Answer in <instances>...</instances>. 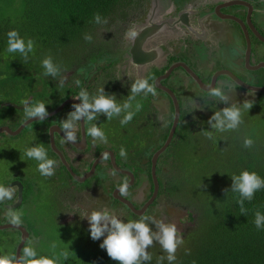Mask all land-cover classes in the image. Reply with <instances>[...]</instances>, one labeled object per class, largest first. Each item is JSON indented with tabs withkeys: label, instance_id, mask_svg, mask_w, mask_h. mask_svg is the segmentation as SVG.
<instances>
[{
	"label": "flooded vegetation",
	"instance_id": "flooded-vegetation-1",
	"mask_svg": "<svg viewBox=\"0 0 264 264\" xmlns=\"http://www.w3.org/2000/svg\"><path fill=\"white\" fill-rule=\"evenodd\" d=\"M146 2L136 0L131 5L134 11L116 18L110 38L96 44H91L92 38L66 45L52 59L60 76L43 75L44 69L38 71L41 63L35 64L33 57L29 72H15L14 86L0 87V185L14 190L11 200L0 203V225L12 224L6 217L9 209L19 213L27 208L32 188L47 201L48 220L68 228L65 233L73 244L102 243L103 238L91 239L84 218L93 210L108 209L124 222L148 216L174 223L183 239L195 228V204L187 198L193 194L190 177L204 166L201 159V165L197 162L196 152L205 153L207 160L221 137L230 134V130L211 129L208 119L233 103L242 107L245 100L254 104L249 111L242 109L243 121L248 114L255 117L264 111V0H157L164 33L144 44L141 54L127 32L145 25L140 19L147 14ZM127 16L137 17L138 22L128 21ZM61 76L65 78L62 87ZM138 78L148 79L156 95L136 97L131 110L135 111L137 102L141 109L129 123H120L123 112L110 120L101 114L94 121L78 122L77 140L65 141L61 121L73 104L80 103L74 97L81 89L92 96L103 87L122 105ZM220 82L234 86L228 93L229 105L208 96V89ZM25 100L43 102L47 118H26ZM92 124L103 131L106 143L87 134ZM189 139L206 143L199 148L194 145L196 150L183 159L179 148ZM32 146H42L48 158L57 162L52 177L42 176L38 162L24 155ZM121 148L125 157L120 155ZM125 182L127 192L121 195L119 189ZM19 185L22 200L18 206ZM20 219L17 226L28 233L23 247L29 246L32 223L24 214ZM149 226L156 231L154 224L149 222ZM2 231L17 232V247L20 232Z\"/></svg>",
	"mask_w": 264,
	"mask_h": 264
},
{
	"label": "trees",
	"instance_id": "trees-1",
	"mask_svg": "<svg viewBox=\"0 0 264 264\" xmlns=\"http://www.w3.org/2000/svg\"><path fill=\"white\" fill-rule=\"evenodd\" d=\"M136 0H0V87L14 86L15 72L20 69L29 72L35 57L36 63L59 53L74 40H85V35L93 36L94 30L103 23H113L116 18L122 19L126 10ZM99 14L101 23L94 21ZM103 21H107L106 23ZM9 30H16L20 37L34 41V51L29 53L25 62L20 53H8L7 35ZM87 41V40H86ZM22 67V68H20ZM38 71H43L41 67ZM200 161V160H199ZM214 183L217 200L198 203L196 210L200 214L196 226L188 237L186 246L176 250L173 264H264V228L257 229L254 224L255 212L264 214V189L257 191L253 199L244 201L247 209L241 214L238 193L230 191L231 176L242 170L256 172L264 179V140H260V152L249 150L234 159ZM225 190H229L225 193ZM200 206L201 209L199 208ZM61 226H52L49 236L42 238L34 248L37 257H47L56 264H118L108 257L100 244L82 242L73 244ZM55 233V237L51 235ZM16 235V236H14ZM33 240H38L40 233L33 230ZM8 239H7V238ZM87 239V238H86ZM85 239V240H86ZM18 242L17 232L0 231V256L15 255ZM40 242V241H39ZM41 244V246H40ZM83 247V248H82ZM155 253L150 262L158 264L159 257L166 253ZM68 254L64 259L63 253ZM162 264H169L165 259Z\"/></svg>",
	"mask_w": 264,
	"mask_h": 264
},
{
	"label": "clouds",
	"instance_id": "clouds-1",
	"mask_svg": "<svg viewBox=\"0 0 264 264\" xmlns=\"http://www.w3.org/2000/svg\"><path fill=\"white\" fill-rule=\"evenodd\" d=\"M94 21L101 23V17L97 13L94 15ZM107 22V21H103ZM7 49L8 53H20L25 62L28 60L29 53L34 51V41L32 39L21 38L16 30H9L7 33ZM137 32L130 30L127 32L129 38H135ZM85 40L91 41L90 35H85ZM44 69L43 75L56 78L60 76V68L53 63L51 56L45 57L41 61ZM64 77L61 76L60 86H63ZM79 86V81L75 82ZM234 91V86L227 82H220L215 87L208 89V96L217 100L220 104L229 105L230 97L228 93ZM130 95L127 100L121 105L116 102L115 95H108L104 92L103 87L98 89L96 95L90 96L87 90L81 89L74 99L80 103L73 104L72 111L67 113V118L61 121V131L64 134L66 142H75L77 140L78 122L81 120L94 121L101 114L107 119H112L114 116H120L123 112L125 115L120 123L125 125L129 123L135 112L140 111L141 104H135V111H132L133 101L141 93L144 96L149 94L155 96V87L149 83L146 78L136 79L130 86ZM24 112L26 118H39L43 121L47 118L48 112L43 102L30 103L25 100ZM254 104V100H245L241 106L233 103L216 111L208 119L207 123L211 129L217 132H226L229 130H237L241 124L242 109L249 111ZM87 134L94 140L99 139L102 142H107V138L103 131L95 124L87 129ZM208 137H212V133H208ZM253 140L248 137L243 141L245 148L253 146ZM24 155L29 159L36 160L37 170L44 177H52L55 174L56 161L49 159L46 150L42 146H32L25 149ZM120 155H127L125 149L121 148ZM230 191L238 193L239 199L236 203L239 205L241 214L245 215L247 209L244 207V201H251L255 193L264 189V179L256 172L242 170L239 174H233L231 177ZM121 195L127 192V183L119 189ZM229 190H225V193ZM14 190L12 188L0 185V203L6 199L13 198ZM254 224L257 229L264 228V214L260 211L255 212ZM10 223L18 225L21 223L20 215L8 210L6 213ZM89 224V233L93 241L102 239L99 247L106 251L109 258L118 262V264H146L152 260L151 254L147 251L154 241L157 242L161 249L167 254L159 257L158 264H162L163 260H167L169 264H173L176 260V250L178 246L184 243L182 235L178 232L174 223H165L163 220H155L152 217L141 216L139 220H128L124 222L114 212L108 209L93 210L86 213L85 217ZM149 222L155 225L156 231H153L149 226ZM64 259L68 258L65 252L62 254ZM0 264H56V262L47 257H37L35 249L31 246H25L22 249L20 256H0Z\"/></svg>",
	"mask_w": 264,
	"mask_h": 264
},
{
	"label": "rangeland",
	"instance_id": "rangeland-1",
	"mask_svg": "<svg viewBox=\"0 0 264 264\" xmlns=\"http://www.w3.org/2000/svg\"><path fill=\"white\" fill-rule=\"evenodd\" d=\"M149 0H147L145 4V8L147 9V4ZM129 11H134L132 8H128L126 10V15ZM137 11L135 12H130V15H134ZM129 14V13H128ZM125 15V16H126ZM124 16V17H125ZM128 21L131 20L132 23L138 22L136 18L127 16ZM141 20V19H140ZM139 20V21H140ZM116 24V23H115ZM115 24L113 23L103 25H99L93 33L92 38H94L91 41V44L98 43L100 41H104L106 38H110L112 34V28L115 27ZM77 47V46H76ZM76 47L71 48V50H74ZM70 51H66V53H71ZM63 52H55L52 51L50 53L51 58L53 59L54 57H58V55H61ZM48 56V55H47ZM44 59V58H43ZM260 131V133H259ZM250 137L253 140V146L251 148H245L243 146V141L245 138ZM222 140H220L221 143L217 146L215 149H213L212 155L208 157L206 160L207 156L205 153H201L199 151L196 152V158L197 162L200 164L199 160L201 159V163L203 162V167H200L194 176L192 175L190 179L192 180V190L193 194L188 196L187 201L193 202L196 206L199 203L208 201V199L213 198L216 199L218 196L215 194L216 191H214V183L215 180L223 174L222 171H225L226 169H230L231 167H228L229 163L234 166L236 163H234V159L237 156L244 155L247 151L249 150H255V153L260 152V140H264V111L259 114H257L255 117L250 116L248 114V117L244 119L243 124L240 125V127L237 130H234L230 134L226 135L224 137H221ZM205 140L198 139L196 140H191L189 139L185 143H183V146L179 148V152L182 156L183 159H187L191 156L192 152L195 149V146L201 147L205 144ZM196 150V149H195ZM185 152V153H184ZM195 155V154H194ZM201 155V156H200ZM206 160V161H205ZM205 162V163H204ZM201 165V164H200ZM233 169V168H231ZM32 189V188H31ZM29 190L28 194V201H25L27 204V208L25 210H22L18 214L20 215V218L23 217V214L26 215L31 221V228L32 232L29 227V231L32 234L33 230L37 231L40 233L39 239L38 240H33L31 239L29 244L33 246L34 248H37L39 246V243H43L42 238L48 237L49 236V231L51 230L52 226H55L53 222H50L48 220V217L51 216L49 214H45L44 211H47L48 208V203L47 201L38 195L34 193L33 190ZM46 199L52 202L51 197L45 196ZM194 205V212L192 213V216L195 218L198 217L200 214L199 209L196 210V206ZM202 206L199 208L201 209ZM23 208V207H22ZM179 211V210H178ZM184 212V211H183ZM185 213V212H184ZM27 225V223H25ZM196 226V222L194 223ZM193 224V225H194ZM64 231H68V228H61ZM51 235L55 237V233L51 232ZM16 236V235H14ZM7 238V237H6ZM18 238V237H17ZM33 238V235H32ZM8 239V238H7ZM40 241V242H39ZM184 243L180 246H178L177 249H182L186 246V240L183 239ZM41 243V244H42ZM40 244V246H41ZM161 247L157 243H153V245L147 249V251L151 254L152 257H154V254L157 252H161ZM179 249V250H180Z\"/></svg>",
	"mask_w": 264,
	"mask_h": 264
},
{
	"label": "water",
	"instance_id": "water-1",
	"mask_svg": "<svg viewBox=\"0 0 264 264\" xmlns=\"http://www.w3.org/2000/svg\"><path fill=\"white\" fill-rule=\"evenodd\" d=\"M148 11L145 17L141 19V24H145L143 27L137 31V36H135V42L138 48H141V54L144 44H146L149 40L154 38L157 35H162L164 32L160 30V21L158 20L160 16V5L158 4L157 0H151L147 4ZM161 38V37H160ZM23 127V126H22ZM21 127V128H22ZM18 191V202L17 205L19 206L21 203V187L19 185ZM16 205V206H17ZM176 212H180L176 209H173ZM184 213V212H183ZM17 230L20 232V240L15 250V256H20V252L28 238V233L25 231L24 228L17 226V225H0V231L2 230Z\"/></svg>",
	"mask_w": 264,
	"mask_h": 264
}]
</instances>
